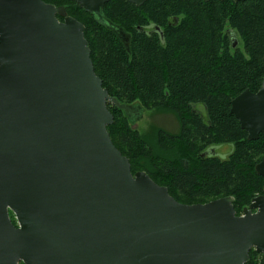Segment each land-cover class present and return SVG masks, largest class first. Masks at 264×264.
Masks as SVG:
<instances>
[{"label":"water","instance_id":"obj_1","mask_svg":"<svg viewBox=\"0 0 264 264\" xmlns=\"http://www.w3.org/2000/svg\"><path fill=\"white\" fill-rule=\"evenodd\" d=\"M72 1L129 49V35L104 16L110 0ZM84 29L63 6L0 0V264H245L251 249L264 255V195L236 215L232 196L183 204L144 171L132 174L107 132V104L129 119L140 106L108 94ZM230 113L248 140L264 133V77ZM254 169L264 177V156Z\"/></svg>","mask_w":264,"mask_h":264},{"label":"trees","instance_id":"obj_2","mask_svg":"<svg viewBox=\"0 0 264 264\" xmlns=\"http://www.w3.org/2000/svg\"><path fill=\"white\" fill-rule=\"evenodd\" d=\"M66 1L84 25L94 71L108 94L178 121L175 133L152 127L142 135L123 110L107 104L113 116L107 132L132 174L144 171L183 204L232 196L236 215L264 195V177L254 169L264 156V133L248 140L230 113L232 99L245 89L256 92L264 77V0H145L141 6L110 0L104 16L129 35V49ZM151 25L161 35L149 33ZM223 144L232 146L226 158L208 152ZM245 264H264V255L251 249Z\"/></svg>","mask_w":264,"mask_h":264},{"label":"rangeland","instance_id":"obj_3","mask_svg":"<svg viewBox=\"0 0 264 264\" xmlns=\"http://www.w3.org/2000/svg\"><path fill=\"white\" fill-rule=\"evenodd\" d=\"M43 1L52 3L55 6L65 7L66 14L69 16H72L71 14L75 12L74 7L72 5L70 6V4L66 0H43ZM59 20L62 21L63 17L59 16ZM237 45H238V42L235 46ZM239 47H242V46L239 45ZM129 120H130L131 129L137 131L139 134H142V135L144 133H147V131L151 132L150 129L152 127L162 128L170 133H175L178 131V121L176 117L170 112H159L155 109H145L144 110V109H140L139 107L138 111H135L133 113V116ZM231 150H232L231 145L223 144V145L213 146L212 149L208 150V152H210L211 154H215L220 158H226V156L231 152ZM245 207H248V205ZM14 220H15V223L17 224L15 216H14Z\"/></svg>","mask_w":264,"mask_h":264},{"label":"flooded vegetation","instance_id":"obj_4","mask_svg":"<svg viewBox=\"0 0 264 264\" xmlns=\"http://www.w3.org/2000/svg\"><path fill=\"white\" fill-rule=\"evenodd\" d=\"M72 1V0H71ZM45 2V1H44ZM46 3H48V2H46ZM50 4H52V3H50ZM65 9V8H64ZM66 12V11H65ZM67 15V14H66ZM59 16H61V15H59V14H57L56 15V17H57V19L59 20ZM63 17V19H64V16H62ZM59 21H61V20H59ZM63 21V20H62ZM177 21V18L175 19V22ZM149 33L150 32H152V31H154V32H157V33H159L160 35H161V31L159 30V27H157V26H155V25H151V26H148L147 27V29H146ZM262 159V158H261Z\"/></svg>","mask_w":264,"mask_h":264}]
</instances>
